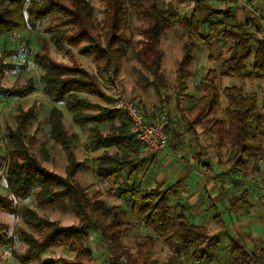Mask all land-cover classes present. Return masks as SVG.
Returning <instances> with one entry per match:
<instances>
[{
  "label": "trees",
  "instance_id": "1",
  "mask_svg": "<svg viewBox=\"0 0 264 264\" xmlns=\"http://www.w3.org/2000/svg\"><path fill=\"white\" fill-rule=\"evenodd\" d=\"M221 1H228V4L232 2ZM193 2L191 13L182 16L171 2L163 4L162 0H100L102 18L97 19L90 0H0V38L21 29L39 32L41 37L38 36V49L33 54V60L40 69V92L53 102L62 101L76 125L95 122L108 124L106 133H102L97 126L91 128V138L86 148L88 151H96L125 144L124 148L130 152L103 151L97 157L96 170L102 178H117L122 169H127L126 178L109 191L128 206L134 217L144 219L147 229L161 238L170 250L180 246L191 247V258L199 263L210 255L206 248L210 237L207 228L194 223L181 210L174 208L176 205L170 203L167 195L168 188L157 186L148 189L133 180V160L130 155L137 156L140 146L130 132L128 117L124 112L122 114L117 109L103 106L88 97L93 95L98 99H107L100 89L97 73H113L110 70L119 66L121 58H130L127 57L128 42L122 30L129 11L139 21L148 20L152 24L145 31V45L151 55L147 68L154 78L151 86L155 93L160 86L158 79L161 78L163 56L159 39L166 28L174 24L181 25L188 36H201L199 30H206L203 39L218 37L231 41L230 54L222 60L223 70L220 75L262 79L264 39L259 38L256 29L249 31L245 23L212 19V11L217 7L212 0ZM40 24L41 30L38 28ZM189 46V42L183 44L182 58L176 71L177 103L188 95L185 90L189 75L186 76L184 67L188 63ZM52 47L59 51L65 50L69 57L74 55L72 48L79 50L82 55L90 56L96 64V74L82 66L57 61L51 56ZM133 54L139 57L138 50ZM132 70L141 79H145L136 67ZM215 79L214 70L200 78L198 83L205 88L206 93L199 96L192 106H188V113L193 115L190 129L193 128V123L204 124L217 137V148H231L232 155H229L230 160L227 162L232 171L244 175L247 159L252 152L256 159L264 161V102H259L255 92L244 91L242 87L235 85L224 86L221 90L226 99L224 118L209 117L220 106ZM34 90V86L30 85L16 93L11 90V95L23 97ZM48 123L50 137L61 146L66 155V174L62 176L47 171L11 134L9 138L16 150L12 153L6 170V187L10 195L19 199L28 196L34 189H37L36 197L41 201L63 198L80 223L78 226L62 227L38 216L31 209H25L22 216L29 225L38 226L40 234L34 237L21 231L20 236L26 248L20 254L13 252L17 264H31L41 252L50 247H64L74 252L76 262L58 258L41 264H87L85 261L90 259L92 253L86 245L88 234L85 227L88 225L97 229L98 238L110 251L111 257L107 264H148L152 257L154 238L150 235L142 238L135 252L123 247L121 237L129 229V224L120 219L119 205H106L98 198L87 199L86 189L72 180L75 172L83 167V162L76 159L72 149V143L78 136L67 131L63 114L55 105L48 110ZM255 141L257 144L252 147L251 143ZM15 157H22V161L19 162ZM257 170L258 168L256 172ZM240 188L242 189L236 195L228 198L227 210L248 212L252 208L248 188L243 185ZM0 210L15 214L17 206L11 198L0 194ZM13 244V235L7 225L0 222V249L11 251ZM197 251L204 253L205 258L197 256ZM229 254L238 264H264L263 247L250 251L231 240ZM165 264L176 262L169 260Z\"/></svg>",
  "mask_w": 264,
  "mask_h": 264
},
{
  "label": "rangeland",
  "instance_id": "2",
  "mask_svg": "<svg viewBox=\"0 0 264 264\" xmlns=\"http://www.w3.org/2000/svg\"><path fill=\"white\" fill-rule=\"evenodd\" d=\"M217 7L213 9L212 19L217 21L237 22L231 15L234 13L233 7L228 5V1L212 0ZM94 7V16L97 19L102 18V6L100 0H90ZM171 2L173 7L177 8L182 16H187L191 13L194 2L193 0H162V3ZM130 10V9H129ZM214 19V20H215ZM42 24L38 26L41 30ZM152 25L148 20H141L135 18L132 11H129V17L124 21L122 30L123 35L127 39L128 59L121 58L119 66L113 70V77L115 83L122 89L123 94L131 101L136 103L142 110L145 117L149 115L156 116L163 106L173 111H177V86H176V71L178 64L182 58V46L185 42H189V57L188 63L184 67L186 72V90L188 94L182 97V100L188 106H192V96H201L206 93V90L199 82L200 78L207 76L211 70L216 73L215 82L219 90V104L220 106L209 115L213 118H224V106L226 99L221 94V90L225 85H235L242 87L244 91L255 92L258 95L259 102H264V80L256 79H242L235 77H228L220 75L223 70L222 60L227 58L230 54L229 47L232 44L230 40H223L221 38L212 37L209 40L203 39L206 30H199L201 36H188L184 29L179 24H174L166 28L163 35L159 39V48L162 51V61L160 69V79H158L159 89L154 92L151 86L153 76L147 68L150 59V53L147 51L145 31ZM249 30V29H248ZM254 29L250 30L253 31ZM39 32L32 29H21L14 31L6 37L0 38V194L8 196L15 202L17 212L15 214L0 210V222L7 225L8 230L14 237V244L12 250L0 249V264H17L13 257V252L22 253L26 245L23 242L20 233L26 231L27 233L38 237L40 234L38 226L29 225L22 216V211L31 209L36 212L38 216L55 222L62 227L78 226L79 219L73 213L67 200L63 198L51 199L49 201H41L36 197L37 189L23 199L14 198L7 190L5 174L15 148L12 147L10 141L11 134L14 135V140L22 143L23 147L29 155L35 157L39 164L47 171L64 176L65 165L67 163L66 155L61 146L50 137L48 110L51 106L57 105L63 111L64 124L68 132L75 133L78 139L72 143V149L75 153L76 159L86 160L87 153H85L84 144L89 138V133L79 125H75L70 121V113L64 108L61 102L54 103L40 92V69L33 60V54L38 49ZM46 36V35H45ZM44 36V37H45ZM41 37V35L39 36ZM189 37V38H188ZM5 51V52H2ZM73 57L66 56L65 50H56L51 48V56L61 63L68 65H78L87 70L96 71V64L90 56H85L79 53V50L72 48ZM139 52V57L133 54L135 51ZM137 68L139 73L145 78L141 79L135 74L132 68ZM100 84V89L107 99H98L93 95H89L90 100L103 102V106L113 107V90L112 79L108 73H97ZM111 80V81H110ZM111 82V83H110ZM34 86L35 90L23 97L12 96L16 91H22L28 86ZM140 92V95L139 93ZM190 95V96H189ZM145 105L149 108H145ZM170 106V108H169ZM118 112L124 114L121 110ZM193 115L188 113L185 116L186 121L183 122L182 131H188L192 122ZM194 131L200 128L206 131L207 127L204 124L193 123ZM207 137L204 136L205 144L203 148L213 155V157L220 160L219 162L225 165L224 175L218 183L220 187L224 188L229 194L228 198L235 194L234 187H229V180L241 181L242 184L249 190V199L255 205L252 211L235 212L236 222L234 220L224 221L219 224L213 221V216L216 213H223L227 219L229 212L225 204H221L225 197L219 201L210 193H205L201 197H197L195 201H186L182 206L184 210L174 206L176 210H181L189 217V212H192L197 206H202V215L199 217L197 224H204L209 231V243L206 246L209 252V258L203 259L196 263L191 258L193 248L180 246L177 249L170 250L161 238L156 237L145 226L144 219L134 217L130 212L128 206L121 200L116 198V195L111 193V182L101 183L95 175L94 163L87 162V166L75 172L72 180L79 183L86 189L87 199L94 200L96 198L102 200L106 205H119V217L121 220L128 222L129 229L121 237V242L124 248L135 252L136 246L142 242V238L150 235L154 238V247L151 260L148 264H165L172 260L176 264H238L234 258L229 254L230 242L234 240L242 245L244 249L255 251L256 249L264 248V161L255 158L252 152L251 157L247 159L246 169L244 175L247 180H243L244 175L234 173L231 165L227 161L232 155L231 148L227 147L219 149L216 146L217 137L209 131ZM13 139V138H12ZM168 139V138H167ZM257 142L251 143V146H256ZM21 150L20 148H17ZM195 151V150H194ZM181 158V154H176ZM185 156V154H184ZM16 158V157H15ZM19 162L22 157L16 158ZM165 159H162V163ZM86 163V161H84ZM171 163L168 164V166ZM152 165L140 183H154L159 172L165 171V165L155 169ZM256 168H258L256 172ZM168 181L169 178L166 177ZM170 184V183H169ZM153 187V185L151 186ZM173 189H169V200L176 202L173 196L180 193L175 185ZM53 188H56L53 187ZM164 188V187H162ZM221 188V189H222ZM54 190V189H53ZM97 194V196H96ZM226 211V214L224 213ZM235 219V217H234ZM194 222V220H193ZM196 223V222H195ZM220 228V232L219 229ZM88 234L87 247L91 250V257L85 262L87 264H107L111 257L107 246L98 238L97 229L93 225L85 227ZM197 256H203L204 253L197 251ZM64 258L68 262H76L75 253L67 250L64 247H50L44 252H41L31 264H41L44 261L56 260Z\"/></svg>",
  "mask_w": 264,
  "mask_h": 264
},
{
  "label": "crops",
  "instance_id": "3",
  "mask_svg": "<svg viewBox=\"0 0 264 264\" xmlns=\"http://www.w3.org/2000/svg\"><path fill=\"white\" fill-rule=\"evenodd\" d=\"M228 5L230 7H233L234 13L231 12V15L235 16L234 18L237 20V22L245 23L249 31L252 29H256L259 38L264 39V0H232V2L229 3ZM93 73L96 74V71H94ZM97 78L99 79L98 75ZM247 80L248 79H246V81ZM256 80L263 81L264 77L262 79H256ZM138 93L140 95V92ZM198 97L199 96L197 97L192 96V101H191L192 104L196 102V99ZM184 101L185 100H180L179 103L176 104L177 111L175 110L173 111L169 106L170 124L167 128L168 139H167L166 148L162 152L146 155L144 157L141 155V153H139V149L137 156L134 157L130 155L131 160H133L132 163L133 168L131 170L132 171L131 176L133 180H135V182L138 183L141 187H146L148 189L157 186L168 188V192H167L168 196L169 194H171V191H169V189L170 188L173 189L172 186L175 185V188L180 193H182V195L176 193V195L173 196L176 202L171 201L170 203L172 205H177V207L180 208L181 210H184V207L182 205L185 204L186 201H195L197 197H201L205 193H210V196L208 198H211V200H212V196L219 201L222 200V197H225V199L221 204L223 205L224 203L227 209L228 208L227 201H228L229 193L224 188L220 187L221 185L220 183H218V181H220L222 177H225L224 175L225 165L220 163L219 162L220 160L213 157L212 154H210L203 148V144L207 143L205 142L204 136L207 137L210 133L209 131H207L208 134L206 135H205L206 131L200 128H196L195 131L193 129H188V131L185 132L182 131L183 122L186 121L185 116L188 115V105ZM58 102H61L63 104L62 101H58ZM58 102H54V103H58ZM100 103L103 104V102ZM143 103L147 110L148 107L145 105V101H143ZM64 108L66 109L65 106ZM61 112L63 113L62 110ZM154 117H155L154 115H149L146 118L152 119ZM70 121L72 122L71 116H70ZM114 121L116 124L118 123L115 118ZM63 123H64V115H63ZM95 126L99 127L102 133H106L109 129L108 124L104 122H95L93 124L82 125L81 127H84L87 133H89V138L84 144L85 153H87L86 160H84L86 161V163H84V161L82 160H78V159L77 160L83 162V167L81 169L87 166V162L94 163V167H95L94 172L98 180H100L101 183L106 182V184L111 182L112 184L111 187H114L118 184V182H121L126 178L127 169H122L121 172L118 174L117 178H102L100 177V175L96 170L97 157L103 151H108V152L126 151L128 154H130V152L124 148L126 146L125 144L122 145L121 147L109 146L106 148H100L96 151H88L86 148V144L91 138V132H90L91 128ZM176 154H181V158L177 157ZM163 158L165 160L162 163L161 161ZM169 163L171 164L168 166ZM152 165L156 166L155 169L160 167V165L161 166L165 165L166 170L159 172L156 180L153 181L154 183H151V185H149L150 183L148 181L146 183H140L139 178L141 179L143 176H145L147 170ZM169 176H170V181L166 179V177L169 178ZM246 178L247 177H243L241 179L247 180ZM229 182H230L229 187H233L236 184L235 185L236 192L235 194H233L236 195L242 189L240 188V186L243 185L242 182L233 181L232 179L229 180ZM233 183L234 185H232ZM152 185L153 187H151ZM254 208L257 207H255V205L253 204L250 211L254 210ZM202 209H203L202 206H197L192 212H189V218L192 221L194 220V223L196 222V224L199 221L200 218L199 216L202 215ZM227 211L229 212V216H227L226 220H225L226 217L222 215L223 213H216V215L213 216V221L219 224V226L224 224L225 223L224 221H228V220H234L236 222L237 221L236 216H233L235 211H229V210ZM224 213L226 214V211ZM200 225H204V224H200ZM204 226L207 228L206 225ZM218 230L220 232V228Z\"/></svg>",
  "mask_w": 264,
  "mask_h": 264
},
{
  "label": "built area",
  "instance_id": "4",
  "mask_svg": "<svg viewBox=\"0 0 264 264\" xmlns=\"http://www.w3.org/2000/svg\"><path fill=\"white\" fill-rule=\"evenodd\" d=\"M110 74L113 108L121 110L128 117L130 132L140 146L141 155L144 157L162 152L167 146V128L170 124L167 107L163 106L154 118L147 119L141 108L123 94L122 89L115 83L112 72Z\"/></svg>",
  "mask_w": 264,
  "mask_h": 264
}]
</instances>
